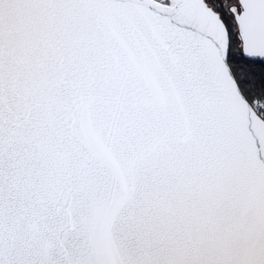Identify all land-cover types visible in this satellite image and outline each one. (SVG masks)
I'll list each match as a JSON object with an SVG mask.
<instances>
[{"label": "snow or ice", "instance_id": "1", "mask_svg": "<svg viewBox=\"0 0 264 264\" xmlns=\"http://www.w3.org/2000/svg\"><path fill=\"white\" fill-rule=\"evenodd\" d=\"M0 264H264V0H0Z\"/></svg>", "mask_w": 264, "mask_h": 264}]
</instances>
